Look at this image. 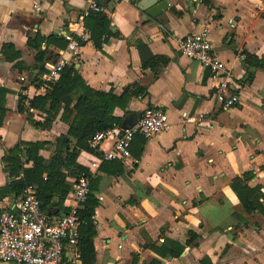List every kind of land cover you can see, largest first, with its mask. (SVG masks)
I'll use <instances>...</instances> for the list:
<instances>
[{
    "label": "crops",
    "instance_id": "obj_1",
    "mask_svg": "<svg viewBox=\"0 0 264 264\" xmlns=\"http://www.w3.org/2000/svg\"><path fill=\"white\" fill-rule=\"evenodd\" d=\"M89 1L0 0V89L6 91L0 211H17L2 161L7 151L44 142L39 156L49 165L56 139L66 135L75 114L45 129L34 126L45 116L31 101L47 94L49 82L28 39H62ZM160 2L166 9L148 16L146 9ZM99 8L113 36L96 49L83 26L75 71L95 92L129 96L112 113L121 124L158 109L167 129L150 138L135 136L124 163H99L91 173L98 200L93 264H264V0H212L210 6L202 0H99ZM204 29L228 74L223 78L179 51L184 37ZM40 51L45 62L61 50L42 44ZM224 81V96L238 98L229 110L216 99L215 86ZM79 95L71 93V108ZM112 142L104 141L100 152ZM95 159L81 152L76 163L87 171ZM119 166L122 172L114 175ZM65 175L70 192L61 203L54 197L48 209L56 215L74 205L75 177ZM234 185L252 190L258 206L248 212ZM180 247L177 257L170 254ZM64 258L82 264L77 247Z\"/></svg>",
    "mask_w": 264,
    "mask_h": 264
},
{
    "label": "trees",
    "instance_id": "obj_2",
    "mask_svg": "<svg viewBox=\"0 0 264 264\" xmlns=\"http://www.w3.org/2000/svg\"><path fill=\"white\" fill-rule=\"evenodd\" d=\"M212 0H202L205 6H210ZM99 6V0H94ZM83 26L89 33L90 40L96 49L113 36L109 30L110 21L102 12H90L83 19ZM52 46L57 50L65 48V41L51 36L40 38L36 35L33 39H28V46L35 50L36 62L42 67L45 63L55 62L57 54H50L43 62L44 52L40 51V46ZM249 57L245 56L244 63H249ZM249 67V64H248ZM253 74L248 72L247 81L252 79ZM48 92L44 96H38L31 101V108L44 114L45 119L42 123L34 124L35 127L45 129L58 119L60 122H66L71 113H75L71 123L68 126L66 135H60L55 141V151L51 163L44 166L42 158L39 156L40 150L45 143L19 144L7 151L3 157V163L6 166L11 182L8 185L9 192L16 199L23 190L32 186L36 189L40 208L47 215H56L48 211L52 206L51 201L57 197L59 203L63 202L70 187L65 184V173L76 177L79 173L87 171L76 163L81 152L101 158L102 154L96 148L91 147L90 142L100 133L108 130L112 126H121L118 118L112 115L114 108H124V103L128 95H122L120 98L114 97L111 93H99L90 89L74 69V65L66 66L59 77L48 85ZM78 90L80 95L71 108L70 95ZM6 91L0 89V129L5 116ZM19 111H22L19 105ZM22 147V148H21ZM24 164H30V167L24 168ZM103 166L118 167L119 163L115 160L102 162ZM120 167V166H119ZM122 172L121 167L113 172L114 175ZM93 182L90 181L89 196L87 197L82 209L78 211L80 226L78 228L77 248L80 252L82 264H93L95 261V252L93 239L96 236L94 217L98 200L93 194ZM232 191L237 196L240 203L249 212L258 205L255 201L254 192L247 188L232 186ZM59 206V204H58ZM64 214L67 211L62 209ZM60 215V214H59ZM183 248L180 247L176 252H171L177 257ZM135 264V262H134Z\"/></svg>",
    "mask_w": 264,
    "mask_h": 264
},
{
    "label": "built area",
    "instance_id": "obj_3",
    "mask_svg": "<svg viewBox=\"0 0 264 264\" xmlns=\"http://www.w3.org/2000/svg\"><path fill=\"white\" fill-rule=\"evenodd\" d=\"M99 6L90 0L85 9L70 25V31L62 33L65 48L57 52L55 62L46 63L45 80L54 82L66 66L76 62L83 35V19L90 12H100ZM180 53L190 61L207 68L214 76H227L225 68L219 63L207 38L206 30L187 35L179 46ZM242 57V56H241ZM227 81L215 86L216 99L223 110L231 109L237 102L236 96L225 97ZM167 129L165 114L158 109H146L139 120L130 128L112 126L98 134L90 145L100 151L104 141L112 139V145L104 151L102 157L87 165V173L81 172L74 178L72 195L74 205L66 213L47 215L40 208L36 189L26 187L16 201L15 213L0 211V262L14 264H69L64 252L76 251L80 220L78 211L82 209L89 196L91 173L96 172L99 163L107 161L125 162L129 157L132 140L139 135L150 138Z\"/></svg>",
    "mask_w": 264,
    "mask_h": 264
},
{
    "label": "water",
    "instance_id": "obj_4",
    "mask_svg": "<svg viewBox=\"0 0 264 264\" xmlns=\"http://www.w3.org/2000/svg\"><path fill=\"white\" fill-rule=\"evenodd\" d=\"M130 2L134 3L136 0H129ZM166 6L164 2H160L155 4L148 9H146V14L150 17H156L162 10H165ZM139 120V115L132 114L127 119L123 121L121 124L122 128H130L132 127L137 121Z\"/></svg>",
    "mask_w": 264,
    "mask_h": 264
}]
</instances>
